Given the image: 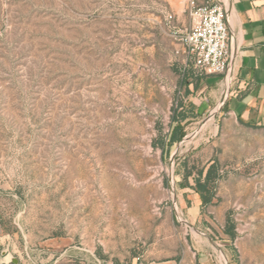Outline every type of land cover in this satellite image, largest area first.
<instances>
[{
    "label": "rangeland",
    "instance_id": "1",
    "mask_svg": "<svg viewBox=\"0 0 264 264\" xmlns=\"http://www.w3.org/2000/svg\"><path fill=\"white\" fill-rule=\"evenodd\" d=\"M189 25L187 0H0V264H191L197 226L225 264H264V125L227 114L226 86L210 102ZM214 160L195 221L185 165L193 183Z\"/></svg>",
    "mask_w": 264,
    "mask_h": 264
},
{
    "label": "crops",
    "instance_id": "2",
    "mask_svg": "<svg viewBox=\"0 0 264 264\" xmlns=\"http://www.w3.org/2000/svg\"><path fill=\"white\" fill-rule=\"evenodd\" d=\"M218 1L228 11L232 64L227 74L210 76V102L212 84L221 89L226 86L227 94L219 101L227 107V114L242 123L264 125V0ZM203 84L207 87L209 81L201 79L198 89L189 88L192 93L199 95ZM191 191L192 195H187L181 203L196 221L199 216L203 218L201 200L194 189L191 188ZM186 200L191 201L192 206L187 207ZM197 230L192 242L194 259L190 263L225 264L217 248L221 244L210 236V228L207 227L208 232L204 236L199 234V226ZM168 264L176 263L171 261Z\"/></svg>",
    "mask_w": 264,
    "mask_h": 264
},
{
    "label": "built area",
    "instance_id": "3",
    "mask_svg": "<svg viewBox=\"0 0 264 264\" xmlns=\"http://www.w3.org/2000/svg\"><path fill=\"white\" fill-rule=\"evenodd\" d=\"M190 25L178 36L185 58L198 73L224 75L232 64L228 11L218 0H187ZM169 18H173L169 15Z\"/></svg>",
    "mask_w": 264,
    "mask_h": 264
},
{
    "label": "trees",
    "instance_id": "4",
    "mask_svg": "<svg viewBox=\"0 0 264 264\" xmlns=\"http://www.w3.org/2000/svg\"><path fill=\"white\" fill-rule=\"evenodd\" d=\"M201 78L198 76H194L193 73H187L184 71L181 84L186 86V93L190 94V85H194V89L199 88ZM180 109L174 111V115L172 117L170 123L169 132L165 135H160L159 138V146L163 149V152H168L173 145L178 142H181L185 136L187 135L186 127L184 125V121L187 119L188 115L184 111V103H180ZM250 125L249 123H246ZM193 175V171L185 165V171L183 173V179L180 183L182 187H189L195 190L201 200V207L202 209L210 204L215 195H216V188L213 186L216 184L217 179L220 177L219 168L217 161H213L206 169L198 170L196 176H194L193 184L189 181V178ZM227 227L225 232L231 236H234V226L227 221Z\"/></svg>",
    "mask_w": 264,
    "mask_h": 264
},
{
    "label": "water",
    "instance_id": "5",
    "mask_svg": "<svg viewBox=\"0 0 264 264\" xmlns=\"http://www.w3.org/2000/svg\"><path fill=\"white\" fill-rule=\"evenodd\" d=\"M17 262V261H16Z\"/></svg>",
    "mask_w": 264,
    "mask_h": 264
}]
</instances>
